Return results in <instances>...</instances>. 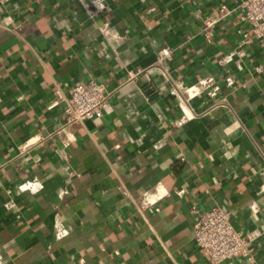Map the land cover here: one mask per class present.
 I'll list each match as a JSON object with an SVG mask.
<instances>
[{
	"label": "crops",
	"instance_id": "crops-1",
	"mask_svg": "<svg viewBox=\"0 0 264 264\" xmlns=\"http://www.w3.org/2000/svg\"><path fill=\"white\" fill-rule=\"evenodd\" d=\"M83 1L88 10L0 0L2 264H208L192 227L213 206L236 230L260 232L253 263L222 264H264V44L220 62L247 30L241 0H102L100 13ZM221 5L231 14L208 44L202 21ZM104 21L125 35L118 55L97 29ZM163 48L173 51L167 76ZM89 80L107 87L111 106L68 129L65 145L64 99ZM34 178L40 189L17 190ZM145 194L161 196L140 210ZM56 217L71 229L59 241Z\"/></svg>",
	"mask_w": 264,
	"mask_h": 264
},
{
	"label": "built area",
	"instance_id": "built-area-1",
	"mask_svg": "<svg viewBox=\"0 0 264 264\" xmlns=\"http://www.w3.org/2000/svg\"><path fill=\"white\" fill-rule=\"evenodd\" d=\"M82 5L85 9H89L90 5ZM93 6L96 12L100 13L105 9L102 0H93ZM240 11L239 20L246 24L247 30L242 31V42L235 48L233 52L223 57L221 63H227L233 56L241 59L245 56V48L250 43L260 42L264 44V0H241L238 4ZM231 11L221 5L216 12L206 17L202 21L201 33L206 43H212L213 30L216 26L222 24ZM99 33L106 40L107 46L118 55L119 44L125 39V35L115 30L108 21H104L97 27ZM173 51L170 48L160 49L157 53L156 64L158 69L164 76L170 72L169 63L172 60ZM137 73H128L129 79H133ZM212 79L205 78L198 82L196 87H209ZM231 84V82H229ZM194 87V86H193ZM191 87V88H193ZM179 92L185 88L182 84L177 85ZM218 87L209 88V94L214 96ZM53 92L59 98H63L58 86L53 87ZM175 93V92H174ZM65 100L63 109L64 119L57 128V135H65L64 144L68 145L73 138L67 136V130L75 125L82 124L88 119H100L104 113L110 108V92L103 83L94 80L76 83L69 89V95ZM185 115V114H184ZM184 118H188L186 115ZM32 139L26 141V145H32L38 140L31 142ZM41 188L40 182L34 178L24 182L17 187L19 192H34ZM178 195L182 191H178ZM161 195L145 194L139 200V209L143 210L152 206L160 198ZM12 208V203L5 205ZM196 217L192 227L193 241L195 247L208 258V264H222L227 260L244 259L248 263L255 261V241L260 237V232L243 233L236 230L231 221L229 211L222 207L213 206L202 212L195 211ZM70 227L59 217H56L53 223V237L56 241L67 238L70 234ZM0 264L2 259L0 258Z\"/></svg>",
	"mask_w": 264,
	"mask_h": 264
}]
</instances>
